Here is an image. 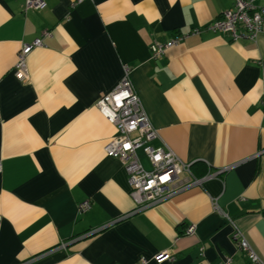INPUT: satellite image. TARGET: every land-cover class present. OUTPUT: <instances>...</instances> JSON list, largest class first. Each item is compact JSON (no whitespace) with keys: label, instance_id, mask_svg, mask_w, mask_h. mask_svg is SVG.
I'll list each match as a JSON object with an SVG mask.
<instances>
[{"label":"crops","instance_id":"obj_1","mask_svg":"<svg viewBox=\"0 0 264 264\" xmlns=\"http://www.w3.org/2000/svg\"><path fill=\"white\" fill-rule=\"evenodd\" d=\"M44 2L0 0V264H250L214 202L264 258V29L255 41L211 32L231 0ZM37 38L21 79L17 53ZM123 65L157 130L150 144L197 177L220 171L132 214L126 171L104 153L116 127L96 107ZM163 250L173 259H153Z\"/></svg>","mask_w":264,"mask_h":264},{"label":"built area","instance_id":"obj_2","mask_svg":"<svg viewBox=\"0 0 264 264\" xmlns=\"http://www.w3.org/2000/svg\"><path fill=\"white\" fill-rule=\"evenodd\" d=\"M231 2V7L209 23L207 28L213 33L228 35L232 40L247 38L255 41L258 34L264 29V5L256 4L255 0H231ZM44 6V0H25L24 11L42 9ZM192 32L196 33L197 29ZM47 33L44 32V34ZM186 37L187 33L176 34L167 41L152 45V56H163L168 47L180 43ZM40 43L41 40L37 38L30 44L22 45L18 51L15 71L19 78H27V55L34 46ZM130 72V66L123 65V76L110 91L98 98L96 107L116 127L117 133L105 144L104 153L107 156L118 158L126 171L131 186L129 194L135 204L134 210L129 213L132 214L157 204L178 192L200 186L203 181L218 175L220 171L197 177L191 170V163L181 160L171 148L167 146L154 147L150 144L157 137V130L152 126L140 98L134 90ZM138 148H141L147 156L151 169H145L141 164L137 154ZM90 206V201L84 200L79 203L78 209L85 212ZM212 207L214 211L226 219L228 218L232 225L231 238L249 263L264 264V258L254 252L234 221L215 202ZM104 227L106 225L94 228L90 232L95 233ZM195 232V223H190L185 229L186 235H194ZM203 250L204 247H200V251L203 252ZM173 257L172 252L163 250L156 253L153 259L162 261L173 259ZM148 261L149 259L142 257L136 264H147ZM225 262L229 264L230 257H227Z\"/></svg>","mask_w":264,"mask_h":264}]
</instances>
